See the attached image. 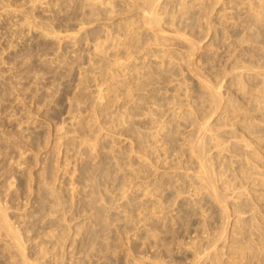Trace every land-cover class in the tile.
<instances>
[{"label": "bare ground", "instance_id": "obj_1", "mask_svg": "<svg viewBox=\"0 0 264 264\" xmlns=\"http://www.w3.org/2000/svg\"><path fill=\"white\" fill-rule=\"evenodd\" d=\"M224 1L28 0L23 24L41 29L38 54L57 63L43 76L52 72V86L71 76L72 89L67 117L8 132L0 147V161L19 151L21 169L15 188L5 170L3 264H264V0H229L230 19L215 21ZM44 3L53 14L38 20ZM210 34L207 57L194 62ZM52 89L38 101L59 104ZM114 128L131 136L126 150L101 141ZM23 144L47 152L28 158L39 176L22 171ZM85 155L82 171L74 156ZM116 179L123 192L132 186L119 203L106 196ZM22 193L39 201L21 204ZM48 215L50 229L34 228Z\"/></svg>", "mask_w": 264, "mask_h": 264}, {"label": "rangeland", "instance_id": "obj_2", "mask_svg": "<svg viewBox=\"0 0 264 264\" xmlns=\"http://www.w3.org/2000/svg\"><path fill=\"white\" fill-rule=\"evenodd\" d=\"M9 1L12 4H10ZM49 1H51V0H49ZM210 1H212V0H210ZM228 1L229 0H225L223 3H221V5L220 4L219 5L217 4V6L215 5L216 8L213 11V17H214L215 21H220V20L225 21L227 19H230L229 18L230 13L233 12V10H231L230 7L226 8V10L224 11L226 13V15L223 14L224 12L222 10L224 5L227 4V6H229ZM16 2H18L17 3L18 5L16 4ZM1 4H4L6 6L1 5ZM28 4H30L29 5L30 8H24ZM0 5L2 6V7H0V9L2 8L0 10V16L2 17V18H0V83H1L0 84V94L2 96V97H0V100H1L0 101V138H2V139H0V147H1V145H3L5 143L4 137L6 136V134L8 132H15L16 131L15 133H19V132L24 131V132H22L23 134H29V132H32V131L45 130L48 127V121L50 119L49 115L53 112L58 111L57 115L51 117L53 121H58L62 117H67L66 115H68V113L65 111H66V108L68 106V102L64 98V93L66 90H71L72 86H71V83L68 85V80H70L71 76H66V77L62 78L59 84L56 83V86H52V84H51L52 72H46L43 76V72H45L50 67H52V68L56 67L57 63L54 62L52 65H49V64H45V62H44V60L53 57L54 54L47 55L48 57L47 56H41L38 54L37 45L39 44V42L43 43L44 39H45V37L40 32L41 29L34 28L33 30L29 31V29H28L29 27L24 26V24H23V23H25L27 25L30 22V21L26 22L25 19L23 20V16H22L23 13L22 12L23 11L29 12V10H31V3L28 2V0H18V1L14 0L12 2H11V0H7V1L2 0V1H0ZM8 5H10V6H8ZM14 6H16V8H18L19 10L15 9ZM29 6H27V7H29ZM38 7L42 8V10L38 9ZM3 8H5V9H3ZM48 8H50V9L48 10ZM8 9H10V10H8ZM20 9H22V10H20ZM24 9H27V10H24ZM45 9H47L48 11H46ZM51 9H52V7H51V5H49V3H44V6H42V4L38 5L36 7L37 13L38 14L42 13L41 15L39 14L38 20H41L43 18L45 19L47 16H50L51 14H53L50 11ZM220 10H222L221 12L223 15L221 13H219ZM8 11L9 12L12 11L14 13H12V12L9 13ZM5 12H7V13H5ZM18 12L20 14H17ZM48 12H49V14H48ZM55 20L57 21V19H55ZM21 21H24V22L20 23ZM219 25H220V28L224 27L221 24H219ZM222 31H223V29H222ZM27 32H29V33H27ZM204 32H205V30H204ZM197 34H199V33H197ZM38 36H41L42 38L38 37ZM213 37H212V34H210L209 37L203 42V44H205V47L203 49L199 50V52L195 56L194 62L197 61L196 63H199L200 57H202V58L207 57L206 54L208 53L207 51L209 50L207 46H208V44H210ZM215 39H216V42H220L219 40H217V37ZM33 42H34V44H33ZM29 46H31V47H29ZM176 48L177 49L181 48V45H178ZM225 50H226V47L223 46L220 49V53L222 52L226 56ZM177 51H180V49ZM31 52H33V55L29 58L26 57V55L28 53H31ZM59 52H62V51L60 50ZM37 57H40V58H37ZM25 66H28V67H25ZM39 70H42V71H39ZM36 72L41 73L39 75V78L35 77ZM15 76L17 79L14 78ZM35 79H36V81H35ZM11 82L13 83V85ZM20 84H22V86ZM10 85H12V86H10ZM15 85H17V86H15ZM52 87L58 88V91L56 93L55 98H60L62 101L59 104H57L54 101H52L50 103L38 101L39 94L41 95V94H44L47 92H52V90H53ZM4 88H6V89H4ZM21 88H23V89H21ZM18 89L22 90V91H26L25 92L26 94L21 95V94H23V92L20 91L18 93ZM2 92H3V94H2ZM15 94L20 95L18 100H17L18 96ZM21 96H24V99H22L23 97H21ZM20 98L23 102L19 101ZM24 100H26V101H24ZM22 103H24V104H22ZM50 107H53V108H50ZM9 118H10V120H9ZM44 119H46V120H44ZM30 123H31V125H30ZM33 124H34V126H33ZM23 129H25V130H23ZM114 129H116V128H114ZM2 133H3V135H1ZM125 133L126 132L123 133L121 130L118 131V129H116V131L103 130L102 134H101V141H104L105 143H111V141L114 142V147L116 148L117 151L122 149L123 147H124L123 149L126 150L125 148H127L128 145H130V143H131L130 139H129L131 136L126 137L128 135H126ZM73 134L74 133L71 132L68 135L72 136ZM70 138H72V137H70ZM127 139H129V140H127ZM21 147H22V150L26 152V159L20 158L21 159L20 161L23 160L22 171H24L27 174H31L32 177L39 176L40 171H41L40 164L34 165L31 161L32 159L29 161L28 158H31V157L33 158L36 153H39V155H40L39 158H44V156L47 154V152L45 151V149H43V150L42 149L41 150H31V149H29L28 146H24V144ZM28 150H29V152H28ZM8 151H9V153L6 154V156L4 157L5 160L0 161V197H2L3 200L6 199L7 203L10 204L9 195L7 196V192H8V190H7V188H8L7 187V177L8 176L5 175V170L7 167H13V170L16 172L17 176H15L14 186H13V188H15L17 186L19 187V185H20V178H19L20 173H19V171L21 169H18L16 167L17 160H18L17 157L19 158V151H17V149L13 148V147L9 148ZM74 157H75L74 158L75 161H77L76 163L78 165L80 164L79 170L87 171L88 167L90 166L89 163L91 162L92 157L88 156V155H85L84 159L77 158L79 156H74ZM11 158L13 161L11 160ZM96 160H98V159H96ZM76 163L71 164V167H73L75 165L78 166ZM12 164H14V165L12 166ZM83 168H84V170H83ZM115 175H118V174H116V172H115ZM138 180H141V178H138L137 181ZM34 183H35V180L33 181V185H34ZM117 183H118V179H116L113 184L111 183L112 185L110 187V190H109V192H107L108 194H106V196L110 197L114 201L108 197H107V200L109 199L110 201H113L114 203L126 201L128 198V195H132V186L131 185H129L127 187L128 192H123V190H121L120 186H118ZM36 193H32V194L22 193V197H20L19 202L24 200L21 203V204H24L26 202L25 200H30V199L32 200V202H34V201L38 202L39 199H38V196H36ZM66 193L68 195V192H66ZM64 197H65V194H64ZM65 198H67V197H65ZM116 201H119V202H116ZM34 205H36V203ZM67 205L68 204H66V206ZM31 206H32L31 202L28 205H26L27 210H28V208L30 210L32 208ZM14 211H15L14 208H10L11 214H13ZM26 213H21L22 214L21 216H25V214H26V217H23L22 219H28L27 217L29 215H31V213H29V212H26ZM51 218H52V216L48 215L46 217V219H39L38 221H36V226H34V228L39 227L40 231H43L44 229H45V231L50 229L49 226L51 224L49 223V221ZM78 220H80V218ZM77 221L75 219L73 222L75 223ZM32 224H34V222H32ZM27 243H29V242H27ZM2 249H4L3 253H1ZM125 251H126L125 249H121L119 251L120 255L124 254ZM0 253H1L0 254V264H3L2 262L7 261V258L10 254L8 253V249L6 247V244L1 243V241H0ZM66 253H68V252H66ZM68 260L69 259H67V261ZM72 262L74 263V261H72ZM91 263L92 262H90V264ZM95 263L96 262H94V264Z\"/></svg>", "mask_w": 264, "mask_h": 264}]
</instances>
